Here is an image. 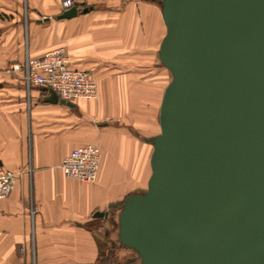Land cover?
<instances>
[{"label": "crops", "instance_id": "1", "mask_svg": "<svg viewBox=\"0 0 264 264\" xmlns=\"http://www.w3.org/2000/svg\"><path fill=\"white\" fill-rule=\"evenodd\" d=\"M160 1L77 0L91 8L58 18L61 0H0V167L17 173L0 201V264H117L125 256L110 245L112 230L125 198L147 189L152 173L153 144L138 109H160L172 75L159 57ZM60 46L71 68L97 79L98 98L50 102L48 88L28 87L11 68ZM88 143L101 151L91 182L61 166ZM99 210L107 215L94 216Z\"/></svg>", "mask_w": 264, "mask_h": 264}, {"label": "water", "instance_id": "2", "mask_svg": "<svg viewBox=\"0 0 264 264\" xmlns=\"http://www.w3.org/2000/svg\"><path fill=\"white\" fill-rule=\"evenodd\" d=\"M160 4L172 79L148 187L125 198L117 241L140 264H264V0Z\"/></svg>", "mask_w": 264, "mask_h": 264}, {"label": "built area", "instance_id": "3", "mask_svg": "<svg viewBox=\"0 0 264 264\" xmlns=\"http://www.w3.org/2000/svg\"><path fill=\"white\" fill-rule=\"evenodd\" d=\"M76 4L77 0H61L63 10ZM69 62L68 49L60 46L46 51L39 58L27 57L23 63L15 62L11 68L24 72L28 87L31 84L44 86L54 91L59 98L69 101L98 98L97 79L86 70L71 68ZM100 159L99 145L88 143L73 148L63 158L61 166L67 176L91 182L97 177ZM16 182V172L0 167V201L12 192Z\"/></svg>", "mask_w": 264, "mask_h": 264}, {"label": "rangeland", "instance_id": "4", "mask_svg": "<svg viewBox=\"0 0 264 264\" xmlns=\"http://www.w3.org/2000/svg\"><path fill=\"white\" fill-rule=\"evenodd\" d=\"M171 79H172V75H171ZM138 110H137L138 111V117L144 120V123H141L139 125V127L142 130L147 131L148 134L150 135V137H153L156 134L160 133V126H159V108L158 107H155L153 109V111L152 110H148L147 111V110H144V109H138ZM151 120L153 121V125L152 126H150V124H149V121H151ZM112 233L114 234L115 237L116 236L118 237V224L117 223L114 225L113 230H112ZM100 238H102V239H100L101 240V245L103 246V248L106 249L107 246H108L107 242L109 243V238L110 237H108V239H106L104 237V231H102L101 234H100ZM111 243L112 244H110V245H113V246H116L118 244L116 241L115 242L112 241ZM123 254L125 255L124 258H123V260H125V259L127 260L128 258L137 256L136 252L131 251V250H127V251L123 252ZM111 261L113 262V259L111 258V260H110V258H109V263L110 264H111ZM131 264H140L139 258L137 259L136 262H133Z\"/></svg>", "mask_w": 264, "mask_h": 264}, {"label": "trees", "instance_id": "5", "mask_svg": "<svg viewBox=\"0 0 264 264\" xmlns=\"http://www.w3.org/2000/svg\"><path fill=\"white\" fill-rule=\"evenodd\" d=\"M124 203V202H123ZM123 203L121 204V206L123 205ZM121 208V207H120ZM116 242L122 247V250L124 251H127V250H131V251H134L130 248H127L125 247L124 245L120 244L118 241H117V236H116ZM135 252V251H134ZM124 257H122V260L121 262H118L117 264H127V263H130V262H136L138 257L137 256H134V257H131V258H128L127 260H123ZM99 264H109V258H106L105 260H102L101 263Z\"/></svg>", "mask_w": 264, "mask_h": 264}]
</instances>
